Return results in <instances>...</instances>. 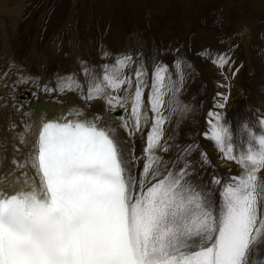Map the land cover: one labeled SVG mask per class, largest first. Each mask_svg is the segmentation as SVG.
<instances>
[{
  "label": "snow or ice",
  "instance_id": "1",
  "mask_svg": "<svg viewBox=\"0 0 264 264\" xmlns=\"http://www.w3.org/2000/svg\"><path fill=\"white\" fill-rule=\"evenodd\" d=\"M130 61L105 66L86 99L131 88L124 75ZM216 62L223 67L227 60ZM167 73L157 67L153 74L148 105L156 116L142 160L115 129L95 121L41 125L26 160L35 176L21 179L27 176L22 172L14 181L20 190L0 188V264H264V119L256 131L246 126L244 143H238L220 114L209 112L206 138L241 170L227 180L213 176L209 183L218 187L194 182L179 160L162 167L166 118L160 110L167 93L178 91ZM143 75L135 72L131 103L137 131L147 120ZM73 83L64 85L72 90ZM113 101L123 107L121 99H108L115 107Z\"/></svg>",
  "mask_w": 264,
  "mask_h": 264
},
{
  "label": "rangeland",
  "instance_id": "2",
  "mask_svg": "<svg viewBox=\"0 0 264 264\" xmlns=\"http://www.w3.org/2000/svg\"><path fill=\"white\" fill-rule=\"evenodd\" d=\"M123 57H131L124 75L132 87L102 96H132L139 70L147 104L155 70L167 68L178 91L165 96L172 116L165 125L173 128L164 129L163 166L179 160L194 182L218 187L209 183L213 176L222 179L224 170H214L206 154L209 112L220 114L238 143L246 126L256 131L264 119V0H0L1 106L22 103L26 109L39 94L55 106L64 97L98 102L101 95L85 99L90 85ZM220 57L227 60L223 67ZM64 82H74L72 90ZM108 105L110 117L125 115L126 104ZM177 106L183 118L172 113Z\"/></svg>",
  "mask_w": 264,
  "mask_h": 264
},
{
  "label": "bare ground",
  "instance_id": "3",
  "mask_svg": "<svg viewBox=\"0 0 264 264\" xmlns=\"http://www.w3.org/2000/svg\"><path fill=\"white\" fill-rule=\"evenodd\" d=\"M247 34L248 33H246V35ZM227 92L228 90L226 91V93ZM26 94L28 95V92H26ZM100 97H101L100 101L95 102V103H89L87 105L86 104L84 105L80 102H76V100H72L68 98L66 99L64 97V98H61L62 100H64L63 102L61 101L62 102V104H60L61 106H55V104L52 105L51 103V107H52L51 111H45L42 109L32 110L31 108L24 109L22 103L18 104L17 106L15 105L9 106L10 104L8 106L7 105L5 106L2 104L3 106H1V103H0V178L7 176V179H2V182H0V188H2L3 190L7 192H13V191L20 190L22 185L20 183H14V181H16L18 177H21L22 172L27 173V176L21 177V179H31L35 176L34 170L31 167L26 165V160L30 157L32 153H34L33 146L36 142V138H37L40 125L43 124L47 120H55L59 122L66 121V120L95 121L98 127H103V128L110 127L112 129H115L116 135H118L124 141V146L129 150L130 154L142 160L143 159V149L146 147L147 135L141 141L140 132L144 129L143 126H145L149 120L152 124V121L154 117L156 116V114L151 111L148 103L144 104L145 103L144 102L142 111L146 114L147 117H148V112H150V119L142 122L140 131H137L135 127L133 126V121L130 115L132 96H129L123 100L124 101L123 104H126L125 106L126 113L122 117H119V118L116 117V119L110 117L108 114L109 112L106 113V110H105L107 109L106 105L109 106L107 103L108 101H106L102 95ZM75 98L76 97H74L73 99ZM4 100H7V99H4ZM42 100L45 101L43 96H42ZM85 101L87 102V100ZM217 105L218 104H216V106ZM117 106L118 104H116V107ZM217 107H219V105ZM167 109H166V105H164L160 110V115H162L165 118H169V121H170V117L172 116L169 114V110ZM78 112L82 113V115L77 116L76 113ZM172 113H176V117L178 118H183L184 110L181 108V106L180 107L177 106L175 110L173 109ZM115 115H117V113H115ZM125 122H127L128 124L127 129L122 127V124ZM151 124L149 125V130H150ZM172 126L173 124H171V122H169L166 125L164 123V125L162 126L163 127V138L165 136L164 129L171 128ZM208 127H210V125H208ZM256 128L259 129V123H257ZM129 129L131 131H129ZM163 138L160 142L161 146L167 148V146L165 145V142L163 141ZM204 138L207 140L209 144L208 150H207L208 153L206 154H208V160L210 161L212 168L214 170H218V168L220 167L224 168L223 171L220 170L222 171L221 172L222 179L227 180L231 176L239 175L241 170L237 165H235V162L229 161L223 158L222 154L217 150L216 147H214L213 142L207 139L206 136H204ZM22 141H26V143H22ZM165 152L166 151L158 152V155L162 159V167H163V155L165 154ZM17 164H22L26 166L23 168H17ZM141 168H142V164L138 166L137 171H139ZM9 173H11V175H8ZM261 175H264V172H262Z\"/></svg>",
  "mask_w": 264,
  "mask_h": 264
},
{
  "label": "water",
  "instance_id": "4",
  "mask_svg": "<svg viewBox=\"0 0 264 264\" xmlns=\"http://www.w3.org/2000/svg\"><path fill=\"white\" fill-rule=\"evenodd\" d=\"M31 107L32 108H38V107L44 108L45 106L41 105L40 103H35V104H32ZM115 113H117L118 115L119 112H115Z\"/></svg>",
  "mask_w": 264,
  "mask_h": 264
}]
</instances>
